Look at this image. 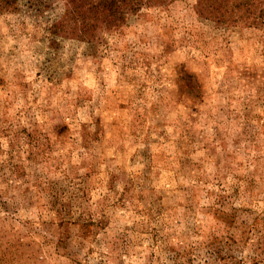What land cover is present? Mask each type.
Listing matches in <instances>:
<instances>
[{
	"label": "rangeland",
	"instance_id": "rangeland-1",
	"mask_svg": "<svg viewBox=\"0 0 264 264\" xmlns=\"http://www.w3.org/2000/svg\"><path fill=\"white\" fill-rule=\"evenodd\" d=\"M74 5L0 7V264H264V0Z\"/></svg>",
	"mask_w": 264,
	"mask_h": 264
},
{
	"label": "trees",
	"instance_id": "trees-1",
	"mask_svg": "<svg viewBox=\"0 0 264 264\" xmlns=\"http://www.w3.org/2000/svg\"><path fill=\"white\" fill-rule=\"evenodd\" d=\"M16 1L0 0V7L9 8ZM75 1L78 5H74V9L83 5L88 6V10L92 14L93 24L96 22L97 25L105 28H116L123 22L126 14H134L143 6L166 5L172 0H71L72 3Z\"/></svg>",
	"mask_w": 264,
	"mask_h": 264
}]
</instances>
